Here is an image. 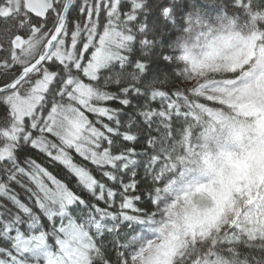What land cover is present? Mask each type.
Listing matches in <instances>:
<instances>
[{
  "label": "snow or ice",
  "instance_id": "obj_1",
  "mask_svg": "<svg viewBox=\"0 0 264 264\" xmlns=\"http://www.w3.org/2000/svg\"><path fill=\"white\" fill-rule=\"evenodd\" d=\"M0 264H264V0H0Z\"/></svg>",
  "mask_w": 264,
  "mask_h": 264
},
{
  "label": "trees",
  "instance_id": "obj_2",
  "mask_svg": "<svg viewBox=\"0 0 264 264\" xmlns=\"http://www.w3.org/2000/svg\"><path fill=\"white\" fill-rule=\"evenodd\" d=\"M40 162L43 163V162H45V161L43 160V158H40ZM49 167H50V170H52L50 165H49ZM93 171H94V170H93ZM54 174H55V171H54ZM60 175L63 176V173H61Z\"/></svg>",
  "mask_w": 264,
  "mask_h": 264
}]
</instances>
